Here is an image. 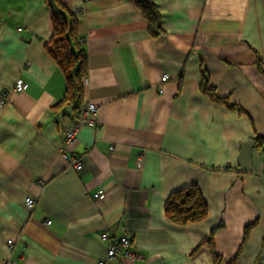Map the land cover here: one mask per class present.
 <instances>
[{
	"label": "crops",
	"instance_id": "obj_1",
	"mask_svg": "<svg viewBox=\"0 0 264 264\" xmlns=\"http://www.w3.org/2000/svg\"><path fill=\"white\" fill-rule=\"evenodd\" d=\"M152 1L160 37L137 0H61L87 55L82 110L100 109L67 144L80 114L60 104L52 9L0 0V264H214L212 249L220 264H264V0ZM204 77L241 111L203 93ZM192 185L208 216L180 226L165 204ZM104 233L143 259L108 260Z\"/></svg>",
	"mask_w": 264,
	"mask_h": 264
},
{
	"label": "trees",
	"instance_id": "obj_2",
	"mask_svg": "<svg viewBox=\"0 0 264 264\" xmlns=\"http://www.w3.org/2000/svg\"><path fill=\"white\" fill-rule=\"evenodd\" d=\"M46 3L52 9L54 30V36L48 50L66 79V92L60 104H64L65 109L71 107L78 117L85 103L82 79L86 75L87 62V55L79 31L78 17L61 0H46ZM137 5L148 22L150 35L152 37L163 36L165 31L162 28V13L158 5L152 0H137ZM201 89L213 101L241 111L240 107L231 105L227 99L218 97L215 88L209 86L207 77L203 78ZM256 145L264 151V141L261 138H256ZM165 214L171 222L180 226L197 224L207 218L208 206L200 189L192 185L171 194L165 204ZM216 231L217 229L211 232L210 243H212ZM247 232L246 230L245 241ZM212 255L214 264L222 262V258L215 253L214 249H212ZM231 264H235V262Z\"/></svg>",
	"mask_w": 264,
	"mask_h": 264
},
{
	"label": "built area",
	"instance_id": "obj_3",
	"mask_svg": "<svg viewBox=\"0 0 264 264\" xmlns=\"http://www.w3.org/2000/svg\"><path fill=\"white\" fill-rule=\"evenodd\" d=\"M168 79L167 75L163 76V80ZM15 91L21 92L25 89V83L22 80H18L15 84ZM8 91L2 92L0 94V104H6L8 100ZM99 107L93 102H89L86 107L80 113L78 121L74 124L73 127L67 129L64 133V140L67 144H73L79 133V130L82 126L97 127L99 125ZM62 158L66 161L68 168L75 171H80L83 168L82 157L77 155H71L67 152L61 153ZM261 177L264 180V166L261 172ZM95 198H102V194H96ZM36 204V201L29 197L26 199V205L30 208H33ZM46 224L50 225L51 222L47 221ZM101 240L107 242L108 245V260H113L117 258H129L133 260L143 259V257L134 252L132 249V243L128 236H121L117 239H112L109 234L104 233L101 235ZM9 245L12 244V241L8 242ZM98 264H107V261L103 260L98 262Z\"/></svg>",
	"mask_w": 264,
	"mask_h": 264
}]
</instances>
